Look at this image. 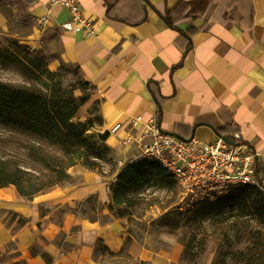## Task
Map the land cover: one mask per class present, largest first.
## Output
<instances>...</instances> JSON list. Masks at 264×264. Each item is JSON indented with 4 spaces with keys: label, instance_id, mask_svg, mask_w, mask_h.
Returning a JSON list of instances; mask_svg holds the SVG:
<instances>
[{
    "label": "crops",
    "instance_id": "1",
    "mask_svg": "<svg viewBox=\"0 0 264 264\" xmlns=\"http://www.w3.org/2000/svg\"><path fill=\"white\" fill-rule=\"evenodd\" d=\"M32 1L38 18L48 13V0ZM82 7L93 33L62 7L51 9L46 27L65 61L95 87L102 132L131 117L204 143L240 132L260 154L264 189V0H82ZM124 135L107 141L123 166L141 153L120 146ZM114 182L87 171L79 185L31 200L14 185L0 187V264H48L44 254L50 264H104L96 259L99 242L119 254L124 219H103ZM91 198L102 205L96 217L87 211ZM128 252L140 263L183 264V251L142 244Z\"/></svg>",
    "mask_w": 264,
    "mask_h": 264
},
{
    "label": "rangeland",
    "instance_id": "2",
    "mask_svg": "<svg viewBox=\"0 0 264 264\" xmlns=\"http://www.w3.org/2000/svg\"><path fill=\"white\" fill-rule=\"evenodd\" d=\"M39 54L44 62L35 75L25 73L22 62ZM11 58L14 59L12 62ZM76 67L68 64L56 34L41 27L38 16L25 0H0V83L15 89L36 91L51 87L63 99L80 106L72 122L92 120L88 134L103 133L101 100ZM105 161L94 172L114 180L109 210L103 219H124L125 244L119 254L108 252L103 243L96 247V259L104 264H139L129 254L130 246L146 245L152 251H187L183 264H213L221 247L225 259L219 264H260L264 256V190L237 187L219 206L201 203L188 206L175 180L166 173L146 169L141 185L129 192L125 202H114L121 164L113 148H103ZM139 161V160H137ZM133 162V161H132ZM135 162V161H134ZM63 150L38 135L0 121V164L26 193L36 194L55 187L77 186L91 171L81 162L67 167ZM61 172L62 176H59ZM64 172V174H63ZM226 199H230L224 203ZM87 211L96 217L102 210L91 198ZM94 213V214H93Z\"/></svg>",
    "mask_w": 264,
    "mask_h": 264
},
{
    "label": "built area",
    "instance_id": "3",
    "mask_svg": "<svg viewBox=\"0 0 264 264\" xmlns=\"http://www.w3.org/2000/svg\"><path fill=\"white\" fill-rule=\"evenodd\" d=\"M48 5V13L38 18L41 27L48 25L52 8L62 7L70 11L77 28L94 32L95 23L85 15L82 0H48ZM120 131L125 133L120 146L140 148L137 160L158 162L175 180L188 206L217 201L237 187L262 188L257 174L260 154L240 132L218 135L213 142L204 143L170 135L156 119L145 122L142 117H131L127 124L118 123L109 132Z\"/></svg>",
    "mask_w": 264,
    "mask_h": 264
},
{
    "label": "trees",
    "instance_id": "4",
    "mask_svg": "<svg viewBox=\"0 0 264 264\" xmlns=\"http://www.w3.org/2000/svg\"><path fill=\"white\" fill-rule=\"evenodd\" d=\"M25 3L30 6L33 1L25 0ZM29 58L28 62H20L25 73L33 76L35 75V70L41 68L45 58L42 60L39 54L31 55ZM13 60L11 58L12 62H14ZM76 68L80 70L78 67ZM85 85L92 86L87 81ZM46 90H20L0 83V121L23 131L34 133L48 140L53 145L60 147L64 152L65 158L68 159L67 167L75 166L77 162H81L91 171L101 168L102 165L93 158L105 161L104 152L102 151L104 147H107V141L111 135L110 132L88 134L92 128L91 119L80 123L72 122V118L80 106L74 105L70 100L63 99L53 92V89L49 86H46ZM92 90L95 92V87L92 86ZM146 169H153L161 176L167 173L156 161L140 159L139 161L131 162L117 177L114 202H125L127 194L135 189L137 185L143 183ZM7 172V168L0 164V187L14 185L20 194L28 200L40 193H26L22 185L15 182ZM61 174L59 172V176H62ZM113 189L114 186L112 185V193ZM229 200L226 199L224 203ZM206 203H210L212 206H219L223 201L217 200ZM223 251V247H221L220 253L213 264H219L221 257L223 259L226 258ZM186 255L187 251H184V256ZM43 258L48 264L51 263V259L47 255L44 254ZM262 258L260 264H264V256ZM140 264L147 263L141 262Z\"/></svg>",
    "mask_w": 264,
    "mask_h": 264
}]
</instances>
